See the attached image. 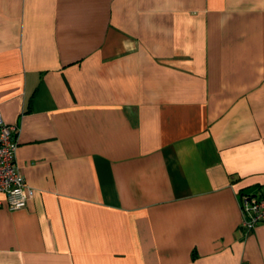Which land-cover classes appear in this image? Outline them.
Masks as SVG:
<instances>
[{"label": "crops", "instance_id": "crops-1", "mask_svg": "<svg viewBox=\"0 0 264 264\" xmlns=\"http://www.w3.org/2000/svg\"><path fill=\"white\" fill-rule=\"evenodd\" d=\"M0 113V264H264V0H0Z\"/></svg>", "mask_w": 264, "mask_h": 264}, {"label": "built area", "instance_id": "built-area-1", "mask_svg": "<svg viewBox=\"0 0 264 264\" xmlns=\"http://www.w3.org/2000/svg\"><path fill=\"white\" fill-rule=\"evenodd\" d=\"M17 133V127L3 122L0 113V194L5 196L10 211L23 209L33 195L16 165ZM240 210L239 226L247 234L264 223V192L241 195Z\"/></svg>", "mask_w": 264, "mask_h": 264}]
</instances>
